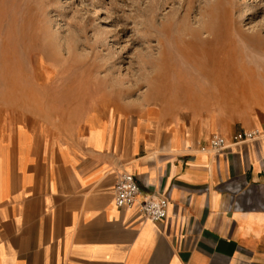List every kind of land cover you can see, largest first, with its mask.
Instances as JSON below:
<instances>
[{
	"label": "crops",
	"instance_id": "obj_1",
	"mask_svg": "<svg viewBox=\"0 0 264 264\" xmlns=\"http://www.w3.org/2000/svg\"><path fill=\"white\" fill-rule=\"evenodd\" d=\"M124 138L111 125L75 141L0 122V264H264V101L228 114L149 121ZM262 136L233 145V137ZM212 135L230 148L215 153ZM123 172L141 187L119 209ZM168 216L145 220V195Z\"/></svg>",
	"mask_w": 264,
	"mask_h": 264
},
{
	"label": "rangeland",
	"instance_id": "obj_2",
	"mask_svg": "<svg viewBox=\"0 0 264 264\" xmlns=\"http://www.w3.org/2000/svg\"><path fill=\"white\" fill-rule=\"evenodd\" d=\"M2 1L22 36L27 75L16 90L0 83V122L60 142L109 125L126 138L141 112L154 123L157 116L228 114L264 101V0ZM225 11L226 46L239 53L226 89L200 74L207 67L178 55V44L191 38L181 28L199 29ZM164 53L174 60H163ZM188 83L212 92H189Z\"/></svg>",
	"mask_w": 264,
	"mask_h": 264
},
{
	"label": "bare ground",
	"instance_id": "obj_3",
	"mask_svg": "<svg viewBox=\"0 0 264 264\" xmlns=\"http://www.w3.org/2000/svg\"><path fill=\"white\" fill-rule=\"evenodd\" d=\"M8 4V3H7ZM210 16V15H209ZM229 12L225 11L220 15L211 16L207 23L199 29H192L187 26L181 28V34L190 36L189 40L184 39V44H178V55L187 61H194L207 69H200L202 76L211 81H221L226 89V81L231 74L230 64L239 58L237 49H227V31L229 30ZM170 27V26H169ZM3 33L0 42V83L6 85V89H19L20 81L26 77L24 48L22 36L16 25L14 14L7 7L5 1H0V35ZM202 37V36H204ZM183 38V37H182ZM210 45V46H209ZM26 53V52H25ZM164 53L163 60L172 62L173 56ZM162 60V59H161ZM187 84V90L209 95L212 89L201 88ZM33 92V91H32ZM70 92V91H69ZM29 93V92H28ZM198 103V102H197ZM199 104V103H198ZM196 104L195 106H197ZM201 105V104H199Z\"/></svg>",
	"mask_w": 264,
	"mask_h": 264
},
{
	"label": "built area",
	"instance_id": "obj_4",
	"mask_svg": "<svg viewBox=\"0 0 264 264\" xmlns=\"http://www.w3.org/2000/svg\"><path fill=\"white\" fill-rule=\"evenodd\" d=\"M262 136L261 131L251 130L236 134L233 137V145L251 142ZM209 147L215 153H222L230 148L225 138L212 135ZM141 193V187L136 177L129 172L120 175L116 186L115 204L119 209H131L136 206ZM169 199L165 192L145 195L143 202L138 205V211L145 220L159 223L168 216Z\"/></svg>",
	"mask_w": 264,
	"mask_h": 264
}]
</instances>
